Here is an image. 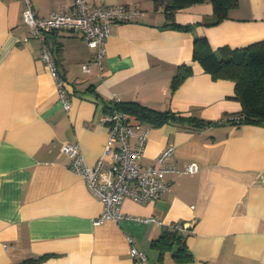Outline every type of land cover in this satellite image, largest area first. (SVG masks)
Instances as JSON below:
<instances>
[{
    "label": "crops",
    "instance_id": "1",
    "mask_svg": "<svg viewBox=\"0 0 264 264\" xmlns=\"http://www.w3.org/2000/svg\"><path fill=\"white\" fill-rule=\"evenodd\" d=\"M30 1L37 16L70 8V0ZM86 1L131 4L144 15L112 24L101 74L95 65L83 72L93 50L78 32L47 34L66 81L65 110L40 41L24 40V0H0V264H136L131 245L150 264H264V125L227 121L242 109L234 82L212 78L193 58L196 37L215 51L264 40V0H238L219 22L208 1L179 9L172 19L158 0ZM180 65L190 73L172 89ZM115 97L213 124L151 127L138 163L155 165L174 146L165 164L178 171L160 176L167 190L158 199L124 196L123 218L94 225L102 202L71 169L61 145L77 142L94 164L108 137L101 117ZM191 162L198 169L184 172ZM175 221L186 225L176 232L187 261H177L176 243L162 250L153 244Z\"/></svg>",
    "mask_w": 264,
    "mask_h": 264
},
{
    "label": "built area",
    "instance_id": "2",
    "mask_svg": "<svg viewBox=\"0 0 264 264\" xmlns=\"http://www.w3.org/2000/svg\"><path fill=\"white\" fill-rule=\"evenodd\" d=\"M23 21L28 27L29 38L40 41V56L52 77L58 98L65 110L70 107V99L65 89V79L58 70L55 58L47 43V34L57 30L78 32L87 46L93 50L91 58L81 65L83 72L91 71L95 65L101 74L104 70L102 59L105 54V41L114 23H125L143 17L144 11L131 4L106 5L90 4L86 0H70V8L65 11H50L45 16H37L31 1L24 0ZM114 102L120 100L115 97ZM101 121L108 125V137L96 162L88 164L77 142H64L61 152L71 159L70 167L87 183L91 192L102 202L100 214L93 219L97 225L106 220L123 218L120 204L124 196L134 200L158 199L167 190L168 183L160 176L167 171H178L165 164L172 155L174 146L169 145L157 157V164L141 168L138 161L142 157L150 125L138 122L128 112L111 108L102 115ZM134 138V143L131 139ZM198 165L191 162L184 172H195ZM156 220L149 217L146 221ZM172 230L182 231L185 223L175 221ZM130 256L136 264H150L143 250L131 245Z\"/></svg>",
    "mask_w": 264,
    "mask_h": 264
},
{
    "label": "trees",
    "instance_id": "3",
    "mask_svg": "<svg viewBox=\"0 0 264 264\" xmlns=\"http://www.w3.org/2000/svg\"><path fill=\"white\" fill-rule=\"evenodd\" d=\"M158 1L163 3V8L169 19H172L175 11L179 9L208 1L212 5V13L217 22L227 18L230 9L236 7L238 3V0ZM172 23L177 25L173 20ZM193 58L212 78L229 79L234 82L233 97L240 102L242 109L239 117H229L227 121L237 124L264 125V40L234 49L223 46L215 51L209 47L205 38L196 37L193 44ZM189 73V67L180 65L171 79V88H176ZM111 108L124 110L138 122L146 123L150 127L170 123L183 129H200L213 124L211 120L185 115L170 109H153L136 101H113L108 111ZM174 243L177 244V249L174 251L177 261L189 260L190 255L184 241L175 230H165L153 244L162 250L170 248Z\"/></svg>",
    "mask_w": 264,
    "mask_h": 264
}]
</instances>
